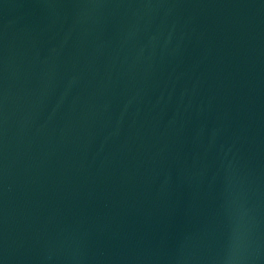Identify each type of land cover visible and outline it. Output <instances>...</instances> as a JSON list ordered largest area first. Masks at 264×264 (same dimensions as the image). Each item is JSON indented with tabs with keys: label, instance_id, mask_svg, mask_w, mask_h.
<instances>
[{
	"label": "water",
	"instance_id": "water-1",
	"mask_svg": "<svg viewBox=\"0 0 264 264\" xmlns=\"http://www.w3.org/2000/svg\"><path fill=\"white\" fill-rule=\"evenodd\" d=\"M0 264H264V0H0Z\"/></svg>",
	"mask_w": 264,
	"mask_h": 264
}]
</instances>
